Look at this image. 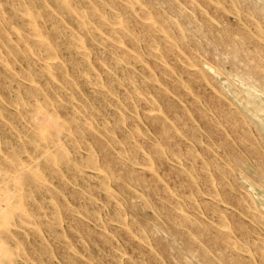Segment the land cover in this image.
<instances>
[{"label":"rangeland","instance_id":"rangeland-1","mask_svg":"<svg viewBox=\"0 0 264 264\" xmlns=\"http://www.w3.org/2000/svg\"><path fill=\"white\" fill-rule=\"evenodd\" d=\"M69 1L0 0V29H3L1 32L5 30L7 34L0 32V63H3L0 64V201L7 194L15 195L18 200L10 204L12 207L10 206L8 211L4 209L0 212V264H264V0ZM7 2L9 5H6ZM29 5H32V8ZM207 5H210V8ZM121 7L127 10L124 11ZM91 9L92 11H89ZM111 12L113 14L109 15ZM162 21L167 24L160 23ZM114 22L115 24H112ZM89 23L90 27L87 25ZM120 28L121 33L118 31ZM143 32H149L145 39ZM94 36L95 39L98 37V42ZM79 38L81 41H78ZM57 41L59 45L56 47ZM188 42H191L190 45ZM188 46L189 49H186ZM68 47L71 50L67 49ZM167 49H170V52ZM25 50L29 52L28 55ZM7 52L11 55L9 58ZM82 53H85V57ZM154 53H157L156 56ZM50 54L54 56L49 57ZM12 63H15V68ZM33 68L38 73H33ZM203 69L207 70L208 74L201 72ZM164 70L170 71L169 74L164 73ZM23 72L28 78L22 76ZM34 74L40 78H34ZM40 74L44 78H41ZM220 86L223 88L220 89ZM43 93L44 96L41 95ZM18 94L19 99L16 100ZM34 102L36 104L33 107ZM114 106H117L116 109ZM23 109L27 111L28 116ZM88 109L93 112L90 113ZM73 111L76 113L73 114ZM36 114L41 117L40 120ZM45 116L50 117V121ZM77 123L80 125L77 126ZM172 127L174 130H171ZM168 128L170 131L167 132ZM75 130L76 133L73 134ZM60 153L66 156L60 157ZM137 154L138 156L134 157ZM180 154L184 158H181ZM58 156L61 159L58 160ZM127 158L132 163H129ZM3 161H6V164ZM93 162L96 166H92ZM184 171L186 173H183ZM221 171L223 172L220 173ZM235 174L240 182H236ZM24 189L28 192L24 193ZM46 190L52 191L49 193ZM241 199L243 201L240 202ZM204 202L206 203L203 204ZM210 202L211 204H208ZM175 204L178 205L175 207ZM219 209L226 211L221 212ZM55 213H59L60 217ZM183 214L189 217H185L184 225H180L185 220ZM197 221L198 223H195ZM228 232L231 233L229 236ZM229 237L233 239L231 242ZM254 242L255 244H252ZM50 249L52 251H49ZM121 250H124V253ZM186 260L190 262L186 263Z\"/></svg>","mask_w":264,"mask_h":264},{"label":"bare ground","instance_id":"bare-ground-1","mask_svg":"<svg viewBox=\"0 0 264 264\" xmlns=\"http://www.w3.org/2000/svg\"><path fill=\"white\" fill-rule=\"evenodd\" d=\"M12 1H13V0H12ZM29 1H30V0H29ZM56 1H57V0H56ZM70 1H71V0H70ZM70 1H69V2H70ZM92 1H93V0H92ZM109 1H110V0H109ZM115 1H116V0H115ZM122 1H123V0H122ZM213 1H214V0H213ZM222 1H223V0H222ZM71 2H72V1H71ZM93 2H95V1H93ZM104 2H105V1H104ZM112 2H113V1H111V3H112ZM128 2H129V1H128ZM186 2H187V1H186ZM220 2H221V1H220ZM237 2H238V1H237ZM15 3H16V2H15ZM28 3H29V2H28ZM32 3H33V2H32ZM209 3H210V2H209ZM227 3H228V2H227ZM33 4H34V3H33ZM33 4H32V5H33ZM45 4H46V3H45ZM79 4H80V3H79ZM97 4H98V3H97ZM97 4H96V5H97ZM99 4H100V3H99ZM112 4H113V3H112ZM112 4H111V5H112ZM114 4H115V3H114ZM114 4H113V5H114ZM126 4H127V2H126ZM129 4H130V3H129ZM154 4H155V3H154ZM154 4H153V5H154ZM222 4H223V3H222ZM1 5L3 6V4H1ZM6 5H9L8 2H7ZM21 5H22V3L20 4V9H22V8H21ZM32 5H31V6H32ZM60 5H61V4H60ZM64 5H65V4H64ZM71 5H72V4H71ZM71 5H70V6H71ZM75 5H77V4H75ZM94 5H95V4H94ZM96 5H95V6H96ZM102 5H103V3H102ZM102 5H101V6H102ZM134 5H135V4H134ZM195 5H196V4H195ZM195 5H194V6H195ZM211 5H213V4H211ZM229 5H230V4H229ZM13 6H14V2H13ZM31 6L29 5V7H31ZM34 6H35V4H34ZM79 6H80V5H79ZM86 6H87V5H86ZM107 6H108V5H107ZM116 6H117V5H116ZM116 6H115V7H116ZM119 6H121V4H119ZM126 6H127V5H125V7H126ZM156 6H157V5H156ZM189 6H190V5H189ZM207 6H208V5H207ZM67 7H68V4H67ZM72 7H73V6H72ZM80 7H81V6H80ZM92 7H93V6H92ZM102 7H103V6H102ZM104 7H105V6H104ZM180 7H181V6H180ZM192 7H193V4H192ZM11 8H12V7H11ZM16 8H17V7H16ZM18 8H19V7H18ZM23 8H24V6H23ZM31 8H32V7H31ZM65 8H66V7H65ZM93 8H94V7H93ZM93 8H92V9H93ZM112 8H113V6H112ZM121 8H124V7H121ZM128 8H130V7H128ZM140 8H141V7H140ZM140 8H139V10H140ZM147 8H148V7H147ZM151 8H152V7H151ZM151 8H150V9H151ZM193 8H194V7H193ZM208 8H210V5L208 6ZM219 8H220V7H219ZM221 8H222V7H221ZM228 8H229V7H228ZM228 8H227V9H228ZM12 9H14V8H12ZM39 9H40V8H39ZM92 9L89 10V11H92ZM94 9H95V8H94ZM99 9H101V8H99ZM113 9H114V8H113ZM115 9H116V8H115ZM125 9L127 10V8H124V11H125ZM141 9H142V8H141ZM216 9H218V8H216ZM229 9H230V8H229ZM15 10H16V9H15ZM23 10L26 12L25 8H24ZM23 10H22V11H23ZM32 10H33V9H32ZM55 10H56V9H55ZM95 10H96V9H95ZM118 10H119V9H118ZM183 10L185 11V9H183ZM191 10H192V9H191ZM218 10H219V9H218ZM220 10H222V9H220ZM235 10H236V9H235ZM41 11H42V10H40V12H41ZM81 11H82V8H81ZM84 11H85V10H84ZM89 11H87V12H89ZM102 11H103V10H102ZM124 11H123V12H124ZM131 11H132V10H131ZM143 11H144V10H143ZM143 11H142V12H143ZM150 11H151V10H150ZM203 11H204V10H203ZM228 11H229V10H228ZM242 11H243V10H242ZM0 12H1V11H0ZM18 12H19V11H18ZM74 12H75V11H74ZM103 12H104V11H103ZM201 12H202V11H201ZM234 12H235V11H234ZM243 12H244V11H243ZM23 13H24V12H23ZM52 13H53V12H52ZM57 13H58V12H57ZM79 13H80V12H79ZM81 13H82V12H81ZM108 13H109V12H108ZM114 13H115V12H114ZM137 13L139 14V12H137ZM145 13H146V11H145ZM44 14H45V13H44ZM77 14H78V12H77ZM112 14H113V13L111 12V14H109V15H112ZM203 14H204V12H203ZM215 14H216V13H215ZM232 14H233V13H232ZM36 15H37V14H36ZM69 15H70V14H69ZM116 15H117V14H116ZM143 15H144V14H143ZM143 15H142V16H143ZM147 15H148V14H147ZM60 16H61V15H60ZM81 16H82V14H81ZM89 16H90V15H89ZM93 16H94V13H93ZM99 16H100V15H99ZM117 16H118V15H117ZM124 16H125V15H124ZM129 16H131V15L129 14ZM214 16H215V15H214ZM248 16H249V14H248ZM1 17H2V16H1ZM14 17H15V16H14ZM62 17H63V16H62ZM83 17H84V16H83ZM91 17H92V16H91ZM91 17H89V18H91ZM109 17H111V16H109ZM166 17H167V16H166ZM237 17H238V16H237ZM2 18H3V17H2ZM16 18H17V16H16ZM20 18H21V17H20ZM22 18H23V16H22ZM22 18H21L20 20H22ZM49 18H50V17H49ZM85 18H86V17H85ZM114 18H116V17H114ZM142 18H143V17H142ZM162 18H163V16H162ZM201 18H202V17H201ZM243 18H245V17H243ZM8 19H9V17H8ZM11 19H12V18H11ZM23 19H24V18H23ZM27 19H28V18H27ZM39 19H40V18H39ZM41 19H42V17H41ZM53 19H54V17H53ZM62 19H63V18H62ZM77 19H79V18H77ZM92 19H93V18H92ZM99 19H100V18H99ZM111 19H113V18H111ZM125 19H126V18H125ZM127 19H128V17H127ZM139 19H140V18H139ZM152 19H153V18H152ZM160 19H161V18H160ZM246 19H247V18H246ZM57 20H58V19H57ZM57 20H55V21L57 22ZM80 20H81V19H80ZM88 20H90V19H88ZM135 20H136V19H135ZM146 20H147V19H146ZM154 20H156V18H155ZM169 20H170V19H169ZM218 20H219V19H218ZM46 21H47V19H46ZM81 21H82V20H81ZM92 21H93V20H92ZM111 21H112V20H111ZM111 21H110V22H111ZM113 21H114V20H113ZM129 21H130V20H129ZM129 21H128V22H129ZM2 22H4V21L2 20ZM7 22H8V20H7ZM11 22H13V21H11ZM79 22H80V21H79ZM122 22H123V20H122ZM128 22H127V23H128ZM142 22H143V21H142ZM170 22H171V21H170ZM246 22H247V21H246ZM28 23H29V22H28ZM58 23H59V22H58ZM58 23H57V24H58ZM60 23H62V20L60 21ZM92 23H93V22H92ZM102 23H104L103 20H102ZM137 23H138V22H137ZM160 23H163V21L160 22ZM205 23H207V22H205ZM5 24L7 25V23H5ZM22 24H23V23H22ZM26 24H27V23H26ZM47 24H48V22H47ZM79 24H80V23H79ZM106 24H107V23H106ZM112 24H115V22L112 23ZM149 24H150V23H149ZM158 24H159V23H158ZM163 24H167L166 21H165ZM229 24H230V23H229ZM250 24H251V23H250ZM17 25H18V24H17ZM54 25H55V24H54ZM80 25H81V24H80ZM80 25H79V26H80ZM87 25H89V27H90V23L87 24ZM102 25H103V24H102ZM102 25H100V26H102ZM108 25H109V24H108ZM130 25H131V24H130ZM137 25H138V24H137ZM139 25H140V24H139ZM142 25H143V26H144V25L146 26V24H142ZM171 25H172V22H171ZM258 25H259V24H258ZM260 25H261V24H260ZM1 26H2V25H1ZM7 26H8V25H7ZM12 26H13V24L11 25V27H12ZM22 26H23V25H22ZM22 26H21V28H22ZM105 26H106V25L104 24V28H105ZM151 26H152V24H151ZM173 26H174V25H173ZM175 26H177V25L175 24ZM226 26H228V25H226ZM243 26H244V24H243ZM248 26H249V25H248ZM23 27H24V26H23ZM52 27H53V26H52ZM97 27H98V25H97ZM122 27H123V26H122ZM127 27H128V25H127ZM153 27H155V26L153 25ZM199 27H201V26H199ZM228 27H229V26H228ZM230 27H231V26H230ZM249 27H250V26H249ZM255 27H256V21H255ZM2 28H3V27H2ZM17 28H18V27H17ZM56 28H57V26H56ZM100 28H101V27H100ZM100 28H99V29H100ZM124 28H125V27H124ZM225 28H226V27H225ZM256 28H257V27H256ZM256 28H254V29H256ZM18 29H19V28H18ZM33 29H34V27H33ZM58 29H59V28H58ZM58 29H56V30H58ZM62 29H63V28H62ZM79 29H81V27L78 28V30H79ZM82 29H83V28H82ZM99 29H98V30H99ZM101 29H102V28H101ZM101 29H100V30H101ZM129 29H130V28H129ZM133 29H134V28H133ZM152 29H154V28H152ZM157 29H158V28H157ZM168 29H170V28H168ZM182 29H183V27H182ZM185 29H186V28H185ZM1 30H3V29H0V32H1ZM8 30H9V29H8ZM11 30H12V29H11ZM20 30H22V29H20ZM50 30H51V28H50ZM71 30H72V28H71ZM84 30H85V29H84ZM111 30H112V29H111ZM126 30H127V29H126ZM131 30H132V29H130V31H131ZM134 30H135V29H134ZM150 30H151V29L149 28V31H150ZM154 30H155V29H154ZM202 30H203V29H202ZM226 30H227V28H226ZM58 31H59V30H58ZM64 31H65V29H64ZM72 31H73V30H72ZM93 31H94V28H93ZM95 31H96V30H95ZM116 31H117V30H116ZM118 31H119V33H121L122 29L120 28V30H118ZM118 31H117V32H118ZM123 31H124V30H123ZM127 31H128V30H127ZM135 31H136V30H135ZM159 31H161V30H159ZM165 31H166V30H165ZM167 31H168V30H167ZM222 31H223V30H222ZM256 31L258 32L257 29H256ZM262 31H263V30H262ZM262 31H261V32H262ZM3 32H5V30H4ZM3 32H1V33H3ZM10 32H11V31H10ZM10 32H9V33H10ZM38 32H39V30H38ZM55 32H57V31H55ZM80 32H81V31H79V33H80ZM82 32H83V31H82ZM105 32H107V31L105 30ZM105 32H104V33H105ZM110 32H111V31H110ZM133 32H134V31H133ZM152 32H153V31H152ZM154 32H155V31H154ZM187 32H188V31H187ZM187 32H186V33H187ZM196 32H197V31H196ZM253 32H254V31H253ZM263 32H264V31H263ZM13 33H14V31H13ZM35 33H36V32H35ZM35 33H34V34H35ZM131 33H132V31H131ZM137 33H138V32H137ZM140 33H141V32H140ZM162 33H163V32H162ZM180 33H181V32H180ZM199 33H200V32H199ZM222 33L224 34L225 32H222ZM243 33H244V31H243ZM3 34H4V33H3ZM28 34H30V33L28 32ZM42 34H43V33H42ZM49 34H50V32H49ZM105 34H106V33H105ZM143 34H145V33L143 32ZM157 34H158V33H157ZM188 34H189V33H188ZM197 34H198V33H197ZM218 34H219V33H218ZM226 34H228V33H226ZM226 34H225V35H226ZM237 34H238V32H237ZM248 34L250 35L249 32H248ZM248 34H247V35H248ZM4 35H7L6 32H5ZM31 35H32V34H31ZM36 35H37V33H36ZM43 35H44V34H43ZM92 35H93V34H92ZM107 35H109V34H107ZM131 35H132V34H131ZM147 35H149V32L145 34L144 39H145V37H146ZM256 35H257V34H256ZM21 36H22V34H21ZM34 36H35V35H34ZM44 36H46V35H44ZM65 36H66V34H65ZM71 36H72V35H71ZM76 36H78V35H76ZM126 36H127V38H128V35H126ZM126 36H125V37H126ZM133 36H134V35H133ZM140 36H141V35H140ZM142 36H143V35H142ZM167 36H168V35H167ZM172 36H173V35H172ZM172 36H170V38H172ZM181 36H183V35H181ZM263 36H264V35H263ZM263 36H262V37H263ZM23 37H24V36H23ZM47 37H48V36H47ZM116 37H117V36H116ZM122 37H124V33H123ZM134 37H135V36H134ZM164 37H165V36H164ZM176 37H177V36H176ZM179 37H180V36H179ZM228 37H229V36H228ZM228 37H227V38H228ZM240 37H241V35H240ZM259 37H260V32H259ZM74 38H75V37H74ZM76 38H77V37H76ZM97 38H98V37H97ZM97 38H96V39H97ZM101 38L103 39V37H101ZM109 38H110V37H109ZM138 38H139V37H138ZM138 38H137V39H138ZM177 38H178V37H177ZM181 38L184 39V37H181ZM181 38H180V39H181ZM189 38H190V36H189ZM232 38H234V37H232ZM235 38H236V37H235ZM7 39H8V37H7ZM28 39H29V38H27V40H28ZM46 39H47V38H46ZM94 39H95V36H94ZM96 39H95V41H97ZM123 39H125V38H123ZM130 39H131V38H130ZM165 39H166V37H165ZM174 39H175V38H173V40H174ZM244 39H245V41L247 42V40H246V36H245ZM1 40H3V39H1ZM22 40H23V39H20V41H22ZM25 40H26V37H25ZM83 40H84V39H83ZM85 40H86V39H85ZM119 40H120V39H119ZM162 40H163V39H162ZM178 40H179V38H178ZM229 40H230V39H229ZM252 40H253V39H252ZM263 40H264V39H263ZM3 41H4V40H3ZM69 41H71V40H69ZM78 41H81L80 38L78 39ZM107 41H108V40H107ZM113 41H114V40H113ZM123 41H124V40H123ZM133 41H134V40H133ZM133 41H132V42H133ZM152 41H153V40H152ZM179 41H180V40H179ZM179 41H178V42H179ZM249 41H250V40H249ZM15 42H16V41H15ZM17 42H18V41H17ZM38 42H39V41H38ZM42 42H44V41H42ZM52 42H53V41H52ZM74 42H75V41H74ZM97 42H98V41H97ZM102 42H103V41H101V43H102ZM119 42H120V41H119ZM132 42H131V43H132ZM141 42H142V40H141ZM172 42H173V41H172ZM172 42H171V43H172ZM178 42H177V43H178ZM193 42H194V41H193ZM231 42H233V41H231ZM0 43H1V42H0ZM22 43H23V42H22ZM29 43H30V42L28 41V45H29ZM39 43H40V42H39ZM55 43H56V42H55ZM71 43H72V42H71ZM101 43H99V44H101ZM116 43H118V42L116 41ZM145 43H146V42H145ZM153 43H154V42H153ZM168 43H169V42H168ZM173 43H174V42H173ZM188 43H189V42H188ZM190 43H191V42H190ZM190 43H189V45H190ZM7 44H8V43H7ZM18 44H19V42H18ZM26 44H27V41H26ZM33 44H34V43H33ZM53 44H54V43H53ZM78 44H79V43H78ZM78 44H76V45L78 46ZM85 44H86V42H85ZM136 44H137V43H136ZM155 44L157 45L156 42H155ZM155 44H154V45H155ZM159 44H160V41H159ZM174 44H176V43H174ZM180 44H181V43H180ZM184 44H186V43H184ZM41 45H42V43H41ZM58 45H59V44H58V41H57V45H55V46L57 47ZM70 45H71V44H70ZM73 45H74V43H73ZM101 45H102V44H101ZM103 45H104V44H103ZM149 45H150V44H149ZM149 45H148V46H149ZM156 45H155V47H156ZM160 45H161V44H160ZM166 45H167V43H166ZM243 45H245V44H243ZM243 45H242V47H243ZM249 45H250V44H249ZM30 46H31V45H30ZM34 46H35V44H34ZM45 46H46V45H45ZM71 46H72V45H71ZM171 46H172V45H171ZM181 46H182V45H181ZM235 46H237V45L235 44ZM6 47H7V46H6ZM17 47H18V46H17ZM36 47H37V46H36ZM42 47H43V46H42ZM42 47H41V48H42ZM47 47H49V46H47ZM69 47H70V46H69ZM69 47H68L67 49H69ZM115 47H116V46H115ZM137 47H138V44H137ZM139 47H140V46H139ZM139 47H138V48H139ZM172 47H173V46H172ZM189 47H190V46H188V48H186V49H189ZM233 47H234V46H232V49H233ZM237 47H238V46H237ZM242 47H241V48H242ZM7 48H8V47H7ZM9 48H10V47H9ZM9 48H8V49H9ZM24 48H25V47H24ZM24 48H22V49H24ZM26 48H27V47H26ZM32 48H33V47H32ZM111 48H112V47H111ZM119 48H120V47H119ZM119 48H118V49H119ZM133 48H136V47H133ZM138 48H136V50H137ZM160 48H161V46H160ZM176 48H177V47H176ZM196 48H198V47H197V44H196ZM229 48H230V47H229ZM10 49H11V48H10ZM33 49H34V48H33ZM48 49H49V48H48ZM55 49H56V48H55ZM58 49H59V48H58ZM90 49H91V47H90ZM144 49H145V48H144ZM161 49H162V48H161ZM227 49H228V48H227ZM242 49H243V48H242ZM15 50H16V49H15ZM44 50H45V48H44ZM69 50H71V49H69ZM91 50H92V49H91ZM165 50H166V46H165ZM167 50H168V49H167ZM169 50H170V49H169ZM169 50H168V51H169ZM171 50H172V49H171ZM182 50H183V52H184V49H183V48H182ZM235 50H236V49H235ZM255 50H256V49H255ZM6 51H8V50H6ZM10 51H11V50H10ZM35 51H36V50H35ZM57 51H59V50H57ZM137 51H139V50H137ZM140 51H141V50H140ZM140 51H139V52H140ZM197 51H198V49H197ZM204 51H205V50H204ZM204 51H203V52H204ZM239 51H240V50H239ZM249 51H250V50H249ZM249 51H248V54H249ZM8 52H9V51H8ZM8 52H7V54H8ZM25 52L27 53L26 50H25ZM25 52L23 51L24 54H25ZM46 52H47V51H46ZM48 52H49V50H48ZM53 52H54V51H53ZM106 52H107V51H106ZM111 52H112V50H111ZM127 52H128V51H126V53H127ZM135 52H136V51H135ZM146 52H147V51H146ZM161 52H162V51H161ZM169 52H170V51H169ZM242 52H244V51L242 50ZM14 53H15V52H14ZM14 53H13V54H14ZM28 53H29V52H28ZM28 53H27V55H28ZM34 53H35V52H34ZM43 53H44V52H43ZM80 53H81V52H80ZM101 53H102V52H101ZM180 53H181V52H180ZM205 53H206V52H205ZM255 53L258 54V52H255ZM261 53H263L262 50H261ZM36 54H37V53H36ZM39 54H40V53H39ZM51 54H52V53H51ZM51 54L49 55V57H50V56L53 57V56L55 55V53H54L53 56H52ZM77 54H79V53H77ZM82 54L84 55L83 57H85V53H82ZM82 54H80V55L82 56ZM154 54H155V56H156L157 53H154ZM173 54H174V53H173ZM191 54H192V51H191ZM251 54H252V53H251ZM263 54H264V53H263ZM8 55H9V54H8ZM103 55H104V54H103ZM103 55H102V57H103ZM124 55H126V54L124 53ZM124 55H123V56H124ZM141 55H142V53H141ZM141 55H140V56H141ZM151 55L153 56L152 52H151ZM10 56H11V55H9L8 58H9ZM14 56H15V55H14ZM17 56H18V55H17ZM17 56H16V57H17ZM40 56H41V55H40ZM47 56H48V54H47ZM71 56H73V55H71ZM115 56H116V55H115ZM135 56H136V55H135ZM135 56H132V57L135 58ZM143 56H144V55H143ZM146 56H147V55H146ZM152 56H151V57H152ZM157 56H158V55H157ZM175 56H176V55H175ZM247 56H248V55H247ZM247 56H246V58H247ZM1 57H2V56H1ZM16 57H14V59H15ZM43 57H45V56H43ZM49 57H48V58H49ZM65 57H66V56H65ZM95 57H96V56H95ZM118 57H119V56H118ZM127 57H129L128 54H127ZM141 57H142V56H141ZM206 57H207V56H206ZM125 58H126V57H125ZM134 58H133V60L135 61V59H136L137 57H136L135 59H134ZM143 58H144V57H143ZM149 58H150V57H149ZM156 58H157V57H156ZM185 58H186V57H185ZM1 59L3 60V57H2ZM63 59H64V58H63ZM65 59H66V58H65ZM127 59H128V58H127ZM127 59H126L125 63L127 62ZM158 59H159V58H158ZM160 59H161V57H160ZM186 59H187V58H186ZM194 59H195V58H194ZM196 59H197V58H196ZM226 59H227V58H226ZM226 59H225V61H226ZM27 60H28V58H27ZM84 60H85V62H86V59H84ZM96 60H97V58H96ZM102 60H103V59H102ZM116 60H117V59H116ZM116 60H114V61H116ZM123 60H124V58H123ZM162 60H163V59H162ZM165 60H166V58H165ZM191 60H193V58H192ZM227 60H228V59H227ZM255 60H256V59H255ZM42 61H44V60H42ZM82 61H83V60H82ZM87 61H88V60H87ZM111 61H112V60H111ZM128 61H129V60H128ZM146 61H147V60H146ZM163 61H164V60H163ZM182 61H183V60H182ZM185 61H186V60H185ZM200 61H201V59H200ZM259 61H260V60H259ZM259 61H258V63H259ZM14 62L16 63L15 60H14ZM65 62H66V61H65ZM85 62H84V63H85ZM104 62H106V61H104ZM138 62H139V60H138ZM161 62H162V61H161ZM178 62H180V61H178ZM251 62H252V61H251ZM262 62H263V61H262ZM15 63H14V64H15ZM29 63H30V62H29ZM55 63H56V61H55ZM88 63H89V62H88ZM117 63H118V62H117ZM174 63H175V61H174ZM194 63H196V62L194 61ZM242 63H243V62H242ZM253 63H254V62H253ZM0 64H1V63H0ZM12 64H13V63H12ZM14 64H13V68H15V67H14V66H15ZM33 64L35 65V62H33ZM51 64H52V63H51ZM51 64H50V65H51ZM100 64H101V63H100ZM165 64H166V61H165ZM249 64H250V63H249ZM1 65H3V63H2ZM79 65H80V64H79ZM115 65H116V64H115ZM117 65H119V64H117ZM120 65H121V64H120ZM155 65H157V64H155ZM176 65H177V63H176ZM189 65H190V64H189ZM195 65H196V64H195ZM198 65H199V64L197 63V67H198ZM261 65H263V64L261 63ZM27 66H28V65H27ZM35 66H36V65H35ZM80 66H81V65H80ZM134 66H135V65H134ZM134 66H133V67H134ZM186 66H188V65H186ZM193 66H194V65H193ZM205 66H206V65H205ZM205 66L203 65V67H205ZM21 67H22V66H21ZM43 67H44V66H43ZM53 67H54V66H53ZM116 67H117V66H115V69H116ZM171 67H172V66H171ZM171 67H170V68H171ZM183 67H184V66H183ZM206 67H207V66H206ZM248 67H249V66H248ZM262 67H263V66H262ZM5 68H6V66H5ZM35 68H36V67H35ZM41 68H42V66L40 67V69H41ZM62 68H63V66H62ZM173 68H174V67H173ZM246 68H247V67H246ZM263 68H264V67H263ZM33 69H34V68H33ZM125 69H126V68H125ZM168 69H169V68H168ZM171 69H172V68H171ZM27 70H28V69H27ZM34 70H35V71H33V73H38V72H36V69H34ZM78 70H79V66H78ZM174 70H175V68H174ZM260 70H261V69H260ZM31 71H32V70H31ZM42 71H45V70L42 69ZM87 71H88V69H87ZM116 71H117V70H116ZM198 71H199V70H198ZM204 71H205V69H203V71H201V72L204 73ZM7 72H8V71H7ZM21 72H22V71H21ZM27 72H28V71H27ZM84 72H85V71H84ZM89 72H90V71H89ZM89 72H87V73H89ZM169 72H170V71H169ZM169 72H165V70H164V73H168V74H169ZM206 72H207V74H208V71H207V70L205 71V73H206ZM220 72H221V71H220ZM16 73H18V71H16ZM24 73H25V72H23V75H22V76H24ZM39 73H40V72H39ZM123 73H124V72H123ZM193 73H194V72H193ZM205 73H204V74H205ZM42 74H43V72H42ZM42 74H40V75L42 76ZM79 74H80V72H79ZM84 74H85V73H84ZM90 74H91V73H90ZM172 74H174V73H172ZM178 74H179V73H178ZM180 74H181V73H180ZM195 74H197L196 71H195ZM199 74H200V73H199ZM34 75H35L34 78H37V77L40 78L39 76H37V74H34ZM43 75H44V74H43ZM71 75L73 76V74H71ZM76 75H77V74H76ZM134 75H135V74H134ZM163 75H164V74H163ZM166 75H167V74H166ZM36 76H37V77H36ZM72 76H71V77H72ZM150 76H151V75H150ZM150 76H149V78H150ZM169 76H171V74H170ZM173 76H174V75H173ZM175 76H176V74H175ZM182 76H183V75H182ZM206 76H207V75H206ZM225 76H226V75H225ZM15 77H16V76H15ZM24 77H25V76H24ZM94 77L96 78V76H94ZM98 77H99V76H98ZM130 77H131V76H130V74H129V75H128V79H130ZM159 77H160V76H159ZM176 77H177V76H176ZM188 77H190V76H188ZM192 77H193V76H192ZM201 77L203 78V76H200V78H201ZM25 78H28V77L26 76ZM25 78H23V79H25ZM29 78H30V77H29ZM38 78H37V79H38ZM41 78H44V77L42 76ZM56 78H57V76H56ZM62 78H65V77L62 76ZM79 78H80V77H79ZM177 78H178V77H177ZM65 79H66V78H65ZM65 79H64V80H65ZM74 79H75V77H74ZM77 79H78V78H77ZM81 79H83V78H81ZM97 79L99 80V78H97ZM124 79H125V77H124ZM171 79H172V78H171ZM194 79H195V78H194ZM197 79H198V78H197ZM197 79H196V80H197ZM203 79H204V78H203ZM26 80L28 81V79H26ZM26 80H25V81H26ZM34 80H35V79H34ZM57 80H58V79H57ZM135 80H136V78H135ZM150 80H151V78H150ZM165 80H166V79H165ZM200 80H201V79H200ZM200 80H199V81H200ZM99 81H100V80H99ZM155 81H156V80H155ZM179 81H180V80H179ZM211 81H212V79H211ZM72 82H73V81H72ZM72 82H71V83H72ZM100 82H101V81H100ZM180 82H181V81H180ZM182 82H183V81H182ZM14 83H15V82H14ZM37 83H39V82H37ZM45 83H47V82H45ZM53 83H54V82H53ZM177 83H178V80H177ZM185 83H186V82H185ZM212 83H213V82H212ZM212 83H211V84H212ZM88 84H90V83H88ZM102 84H103V83H102ZM113 84H114V83H112V85H113ZM135 84H137V83H135ZM190 84H191V83H190ZM19 85H21V84L19 83ZM19 85H17V86H18V90H19V88H20ZM44 85H45V84H44ZM49 85H50V84H49ZM62 85H63V84H62ZM98 85H99V84H98ZM119 85H120V83H119ZM137 85H138V84H137ZM137 85H135V86H137ZM165 85H166V84H165ZM181 85H183V84H181ZM188 85H189V84H188ZM47 86H48V85H47ZM113 86H114V85H113ZM113 86H112V87H113ZM121 86H123V85H121ZM121 86H120V87H121ZM177 86H178V85H177ZM186 86H187V85H186ZM186 86H185V87H186ZM22 87H23V86H22ZM37 87H39V86H37ZM48 87H49V86H48ZM105 87L108 88V86H105ZM110 87H111V85H110ZM124 87H125V86H124ZM166 87H167V86H166ZM178 87H179V86H178ZM221 87H222V86H220V89H221ZM28 88H29V87H28ZM31 88H32V87H31ZM33 88H34V87H33ZM35 88H36V87H35ZM39 88H40V87H39ZM43 88H44V87H43ZM46 88H47V87H46ZM114 88H115V87H114ZM114 88H113V89H114ZM167 88H168V87H167ZM222 88H223V87H222ZM47 89H48V88H47ZM113 89H111V90H113ZM178 89H179V88H178ZM9 90H10V89H9ZM16 90H17V89H16ZM28 90H29V89H28ZM33 90H34V89H33ZM40 90H41V89H40ZM133 90L135 91V89H133ZM176 90H177V89H176ZM222 90H223V89H222ZM30 91H31V90H30ZM56 91H57V90H56ZM92 91H93V90H92ZM114 91H115V90H114ZM145 91H146V90H145ZM147 91H150V90H147ZM166 91H167V90H166ZM179 91H180V90H179ZM199 91H200V90H199ZM17 92H18V91H17ZM25 92H26V90H25ZM34 92H35V91H34ZM193 92H194V91H193ZM220 92H221V91H220ZM19 93H20V92H19ZM39 93H40V92H39ZM45 93H46V92H45ZM112 93H113V92H112ZM115 93H116V92H115ZM167 93H168V92H167ZM28 94L30 95V92H28ZM37 94H38V93H37ZM37 94H36V97L38 98ZM47 94H48V93H47ZM49 94H50V93H49ZM105 94H106V92H105ZM149 94H150V93H149ZM195 94H196V93H195ZM24 95H25V93H24ZM31 95H32V94H31ZM41 95L44 96V93L41 94ZM60 95H61V94H60ZM69 95H70V94H69ZM86 95H87V94H86ZM98 95H101V94H98ZM150 95H151V94H150ZM150 95H149V96H150ZM198 95H199V94H198ZM236 95H237V94H236ZM43 96H42V97H43ZM48 96H49V95H48ZM102 96H103V95H102ZM129 96H130V95H128V98H129ZM144 96H145V95H144ZM181 96H182V95H181ZM181 96H180V97H181ZM210 96H211V95H210ZM17 97H18V98H17ZM17 97H16V100L19 99V94H18ZM39 97H40V96H39ZM126 97H127V96H126ZM126 97H125V98H126ZM134 97H135V95H134ZM136 97H137V96H136ZM180 97H179V99H180ZM20 98H21V97H20ZM33 98H34V96H33ZM52 98L54 99L55 97H52ZM52 98H51V99H52ZM128 98H126V99H128ZM142 98H143V97H142ZM21 99H22V98H21ZM27 99H28V98H27ZM137 99H138V98H137ZM143 99H144V98H143ZM182 99H183V98H182ZM182 99H181V100H182ZM228 99H229V97H228ZM10 100H11V99H10ZM13 100H14V99H13ZM25 100H26V99H25ZM56 100H57V99H56ZM68 100H69V99H68ZM44 101H46V100H45V97H44ZM146 101H147V100H146ZM146 101H145V102H146ZM4 102H6V100H5ZM35 102H36V101H35ZM35 102H34V104H32V106L36 104ZM41 102H42V100H41ZM52 102H53V101H52ZM54 102H55V101H54ZM152 102H155V101L152 100ZM196 102H197V101H196ZM21 103H22V102H21ZM28 103H29V102H28ZM42 103H43V102H42ZM47 103H49V100H47ZM60 103H62V102H60ZM67 103H68V102H67ZM70 103H71V102H70ZM93 103H94V102H93ZM190 103H192V102H190ZM190 103H189V104H190ZM16 104H17V103H16ZM22 104H23V103H22ZM22 104H21V106H22ZM29 104H30V103H29ZM57 104H58V103H57ZM137 104H138V102H137ZM13 105H15V103H14ZM30 105H31V104H30ZM60 105H61V107H62V104H60ZM85 105H86V104H85ZM115 105H117V104H115ZM155 105H156V103H155ZM233 105H234V102H233ZM9 106H11V104H10ZM23 106H24V105H23ZM32 106H31V108H32ZM45 106H46V105H45ZM49 106H50V105H49ZM51 106H52V105H51ZM63 106H64V105H63ZM86 106H87V105H86ZM149 106H150V105H149ZM152 106L154 107V105H152ZM157 106H158V105H157ZM230 106H231V105H230ZM230 106H229V107H230ZM11 107H12V106H11ZM33 107H34V106H33ZM46 107H47V106H46ZM56 107H57V105H56ZM114 107H115V106H114ZM116 107H117V106H116ZM116 107H115V109H116ZM127 107H128V106H127ZM150 107H151V106H150ZM207 107H208V106H207ZM237 107H238V106H237ZM24 108H25V107H24ZM29 108H30V106H29ZM88 108H89V107H88ZM94 108H95V106H94ZM133 108H134V107H133ZM157 108H158V107H156V109H157ZM35 109H36V108H35ZM40 109H42V108H40ZM83 109H84V108H83ZM95 109L97 110V108H95ZM183 109H184V107H183ZM208 109H209V108H208ZM16 110H17V109H16ZM23 110H24V109H23ZM23 110H22V111H23ZM52 110H53V109H52ZM134 110H135V108H134ZM149 110H150V109H149ZM152 110H153V109H152ZM236 110H237V109H236ZM236 110H234V111L236 112ZM24 111L26 112V113H25L26 116H28L29 114L27 115V111H26V110H24ZM34 111H35V110H34ZM41 111H42V110H41ZM88 111H89V112L91 111L90 113L93 112L92 109H91V110L88 109ZM98 111H99V109H98ZM156 111H158V110H156ZM162 111H163V110H162ZM234 111H233V113H234ZM238 111H239V110H238ZM32 112H33V110H32ZM99 112H100V111H99ZM135 112H136V111H135ZM158 112H159V111H158ZM199 112H200V110H199ZM201 112H202V111H201ZM51 113L54 114L53 112H51ZM72 113L74 114V113H76V111H75V112L73 111ZM184 113H185V112H184ZM202 113H203V112H202ZM239 113H240V112H239ZM239 113H237V114H239ZM23 114H24V113H23ZM30 114H31V112H30ZM41 114H43V113H41ZM77 114H78V113H77ZM108 114H109V113H108ZM115 114H116V113H115ZM135 114H136V113H135ZM203 114H205V113H203ZM230 114H231V113H230ZM242 114H243V113H242ZM43 115H44V114H43ZM75 115H76V114H75ZM101 115H102V114H101ZM101 115H99V116H101ZM206 115H207V113H206ZM215 115H216V114H215ZM36 116H37V114H36ZM36 116H35V119L38 117V116H37V117H36ZM40 116H41V115H40ZM50 116H51V114H50ZM84 116H85V115H84ZM102 116H103V115H102ZM104 116H105V115H104ZM104 116H103V117H104ZM189 116H190V115H189ZM232 116H234V114H233ZM45 117H46V116H45ZM72 117H73V115H72ZM112 117L115 118V116H112ZM227 117H229V116H227ZM235 117H236V115H235ZM235 117H234V118H235ZM244 117H245V114H244ZM7 118H8V117H7ZM29 118H31L30 121H32V117L29 116ZM46 118H48V120H49L50 117H46ZM46 118H44V120H45ZM62 118H63V117H62ZM88 118H89V117H87V119H88ZM190 118H191V117H190ZM210 118H211V117H210ZM4 119H5V118H4ZM25 119H26V118H25ZM40 119H41V117H40V118L38 117V120H40ZM91 119H92V118H91ZM120 119H121V117H120ZM178 119H181V118H178ZM221 119H222V118H221ZM237 119H238V117H237ZM247 119H248V118H246V120H247ZM5 120H7V119H5ZM121 120H122V119H121ZM129 120H130V119H129ZM133 120H135V119L133 118ZM156 120H157V119H156ZM156 120H155V121H156ZM25 121H26V120H25ZM35 121H36V120H35ZM45 121H47V119H46ZM49 121H50V120H49ZM73 121H74V120H73ZM80 121H81V119H80ZM85 121H86V120H85ZM181 121H182V119H181ZM215 121H218V120H215ZM243 121H245V120H243ZM249 121H250V120H249ZM8 122H9V121H8ZM10 122H11V121H10ZM33 122H34V121H33ZM33 122H32V124H33ZM47 122H48V121H47ZM156 122H157V121H156ZM233 122H235V121L233 120ZM239 122H240V121H239ZM12 123H13V121H12ZM48 123H49V122H48ZM75 123H76V121H75ZM86 123H87V121H86ZM113 123H114V122H113ZM215 123H216V122H215ZM217 123H218V122H217ZM235 123H236V122H235ZM243 123H244V122H243ZM251 123H252V122L250 121V124H251ZM7 124H8V123H7ZM34 124H35V123H34ZM71 124H72V123H71ZM77 124H78L77 126L80 125L79 123H77ZM106 124H107V123H106ZM114 124H115V123H114ZM9 125H10V124H9ZM35 125H36V124H35ZM64 125H65V124H64ZM117 125H119V124H117ZM136 125H137V124L135 123V127H136ZM175 125H177V124H175ZM219 125H220V123H219ZM225 125H226V124H225ZM166 126H167V125H166ZM22 127H23V126H22ZM33 127H34V126H33ZM103 127H104V126H103ZM131 127H133V126L131 125ZM163 127H164V126H163ZM197 127H198V126H197ZM248 127H249V126H248ZM63 128H64V127H63ZM80 128H81V127H80ZM110 128H111V127H110ZM110 128H109V129H110ZM114 128H115V127H114ZM173 128H174V127H172L171 130H174ZM190 128H191V127H190ZM64 129H65V128H64ZM75 129H76V128H75ZM87 129H88V128H87ZM118 129H119V128H118ZM13 130H14V129H13ZM45 130H46V129H45ZM96 130L98 131V128H97ZM111 130H112V129H111ZM111 130H110V131H111ZM168 130H169V128L167 129V132H168ZM191 130H192V129H191ZM9 131H10V130H9ZM14 131H15V130H14ZM86 131H87V130H86ZM169 131H170V130H169ZM196 131H197V130H196ZM236 131H237V130H236ZM248 131H249V128H248ZM17 132H19V131H17ZM21 132H22V131H21ZM68 132H69V131H68ZM87 132H88V131H87ZM92 132H93V131H92ZM132 132H134V131H132ZM148 132H149V131H148ZM148 132H146V135H147ZM180 132H181V131H180ZM197 132H198V131H197ZM19 133H20V132H19ZM74 133H76V130L73 131V134H74ZM84 133H85V132H84ZM192 133H193V131H192ZM37 134H38V133H37ZM37 134H36V136H37ZM51 134H52V133H51ZM85 134H86V133H85ZM99 134H100V131H99ZM112 134H113V133H112ZM129 134H130V133H129ZM129 134H127V135H129ZM133 134H134V133H133ZM183 134H184V132H183ZM39 135H40V134H39ZM55 135H57V134H55ZM113 135H114V134H113ZM139 135H140V134H139ZM143 135H144V134H143ZM184 135H185V134H184ZM184 135H183V136H184ZM130 136H131V134H130ZM140 136H141V135H140ZM140 136H139V138H140ZM28 137H29V136H28ZM40 137H41V136H40ZM47 137H48V136H47ZM53 137H54V135H53ZM57 137H58V136H57ZM65 137H66V136H65ZM68 137H69V136H68ZM83 137H84V134H83ZM128 137H129V136H128ZM131 137H132V136H131ZM146 137H148V136H146ZM149 137H150V136H149ZM191 137H192V136H191ZM193 137H194V136H193ZM33 138H34V137H33ZM49 138H50V137H48V139H49ZM54 138H55V137H54ZM150 138H151V137H150ZM189 138H190V137H189ZM189 138H188V140H189ZM55 139H56V138H55ZM132 139H133V138H132ZM171 139H172V138H171ZM173 139H174V137H173ZM190 139H191V138H190ZM49 140H50V139H49ZM70 140H71V139H70ZM85 140H86V138H85ZM160 140H161V137H160ZM174 140H175V139H174ZM6 141H7V140H6ZM34 141H35V140H34ZM39 141H40V140H39ZM66 141H67V140H66ZM73 141H75V140H73ZM88 141H89V140H88ZM119 141H120V140H119ZM136 141H138V140L136 139ZM151 141H152V140H151ZM35 142H37V141H35ZM41 142H42V139H41ZM47 142H49V141H47ZM160 142H161V141H160ZM199 142H200V141H199ZM254 142H256V141H254ZM38 143H40V142H38ZM38 143H37V144H38ZM51 143H52V142H51ZM54 143H55V142H54ZM72 143H73V142H72ZM156 143H158V141H157ZM11 144H12V143H11ZM25 144H27V143H25ZM42 144H43V142H42ZM52 144H53V143H52ZM56 144H57V143H56ZM56 144H54V145H56ZM67 144H68V143H67ZM74 144H76V142H74ZM135 144H136V143H135ZM242 144H243V143H242ZM31 145H32V144H31ZM57 145H59V144H57ZM108 145H110V144H108ZM141 145H142V143H141ZM6 146H7V144H6ZM43 146H44V145H43ZM143 146H144V145H143ZM143 146H142V147H143ZM256 146H257V145H256ZM34 147H35V146H34ZM52 147H53V145L51 146V148H52ZM109 147H110V146H109ZM137 147H138V146H137ZM144 147H145V146H144ZM152 147H153V146H152ZM155 147H156V146H155ZM208 147H209V146H208ZM12 148H13V147H12ZM12 148H11V150H12ZM14 148H15V147H14ZM21 148L23 149V147H21ZM21 148H20V149H21ZM36 148H37V147H36ZM157 148H158V147H157ZM161 148H162V147H161ZM164 148H165V147H164ZM179 148H180V147H179ZM189 148H190V147H189ZM194 148H195V147H194ZM194 148L192 147V149H194ZM78 149H79V148H78ZM137 149H138V148H137ZM139 149H140V147H139ZM173 149H174V148H173ZM190 149H191V148H190ZM24 150H25V148H24ZM37 150H38V149H37ZM85 150H87V149H85ZM129 150H130V149H129ZM77 151H78V150H77ZM89 151H90V150H89ZM118 151H119V150H118ZM123 151H124V150H123ZM167 151H168V153H169V150H167ZM171 151H172V149H171ZM171 151H170V152H171ZM179 151H180V150H179ZM194 151H195V150H194ZM194 151H193V152H194ZM19 152H20V151H19ZM23 152H24V151H23ZM23 152H22V154H23ZM28 152H29V151H28ZM85 152H87V151H85ZM130 152H131V150H130ZM172 152H174V151H172ZM7 153H8V152H7ZM17 153H18V152H17ZM37 153H38V152H37ZM40 153H41V152H40ZM88 153H89V152H88ZM119 153H121V152H119ZM123 153L125 154V152H123ZM160 153H161V151H160ZM160 153H157V154L159 155ZM180 153H181V152H180ZM187 153H188V152H187ZM187 153H186V154H187ZM20 154H21V153H20ZM20 154H17L18 157L20 156ZM22 154H21V155H22ZM58 154H59V153H58ZM134 154H135V151H134ZM143 154H144V153H143ZM169 154H170V153H169ZM175 154H176V153H175ZM196 154H197V153H196ZM6 155H7V154H6ZM13 155H14V154H13ZM43 155H44V154H43ZM60 155H62V156H60V157H63L65 154L60 153ZM80 155H81V154H80ZM120 155H121V154H120ZM150 155H151V154H150ZM160 155H162V153H161ZM164 155H165V154H164V152H163V156H164ZM171 155H172L173 157H175V156H174V153H172ZM8 156H10V155L8 154ZM32 156L34 157V154H33ZM65 156H66V155H65ZM124 156H125V155H124ZM124 156H123V158H124ZM133 156H134V155H133ZM136 156H138V154L135 155L134 157H136ZM154 156H155V155H154ZM179 156H181V154H180ZM187 156H188V155H187ZM226 156H227V155H226ZM12 157H14V156H12ZM18 157H16V158H18ZM40 157H41V156H40ZM40 157H39V158H40ZM60 157L58 156V160H59ZM150 157H152V156H150ZM164 157H165V156H164ZM202 157H203V156H202ZM50 158H52V157H50ZM70 158H71V157H70ZM81 158H82V157H81ZM81 158H80V159H81ZM86 158H87V157H86ZM86 158H85V160L87 161L88 158H87V159H86ZM177 158H178V157H177ZM181 158H184V156H183V157L181 156ZM10 159H11V157H10ZM27 159H28V158H27ZM60 159H61V158H60ZM65 159H66V157H65ZM95 159H97V158H95ZM130 159H131V158H130ZM134 159H135V158H133V160H134ZM234 159H235V158H234ZM1 160H2V159H1ZM1 160H0V161H1ZM3 160H5V159H3ZM14 160H15V158H14ZM36 160H38V159H36ZM48 160H49V159H48ZM48 160H47V161H48ZM58 160H57V162H58ZM74 160H76V159H74ZM81 160H82V159H81ZM126 160H129V159L127 158ZM140 160H142V158H141ZM145 160L149 161L148 159H145ZM235 160H236V159H235ZM12 161H13V160H12ZM54 161H55V160H54ZM136 161H137V160H136ZM171 161H172V160H171ZM15 162H16V161H15ZM17 162H19V160H18ZM23 162H25V161H23ZM50 162H51V161H50ZM75 162H76V161H75ZM130 162H131V161L129 160V163H130ZM192 162H193V161H192ZM192 162H191V163H192ZM195 162H196V160H195ZM195 162H194V163H195ZM207 162H208V161H207ZM216 162H217V161H216ZM3 163L6 164V161H5V162L3 161ZM87 163H88V162H87ZM131 163H132V162H131ZM144 163H146V162H144ZM194 163H192V164H194ZM10 164H11V163H10ZM28 164H29V163H28ZM57 164H58V163H56V165H57ZM59 164H60V163H59ZM85 164H86V163H85ZM92 164H93L92 166H94V165H95V162H93ZM133 164H134V163H133ZM137 164H138V163H137ZM137 164H136V165H137ZM149 164H150V162H149ZM149 164H148V165H149ZM178 164H179V163H178ZM195 164H196V163H195ZM231 164H232V163H231ZM236 164H237V163H236ZM31 165H32V164H31ZM80 165H82V164H80ZM80 165H79V166H80ZM87 165H88V164H87ZM136 165H135V166H136ZM139 165H140V163H139ZM143 165H144V164H143ZM146 165H147V164H146ZM146 165H145V166H146ZM209 165H210V163H209ZM214 165H215V164H214ZM16 166H17V165H16ZM90 166H91V165H90ZM95 166H96V165H95ZM104 166H105V165H104ZM137 166H138V165H137ZM141 166H142V165H141ZM229 166H230V165H229ZM239 166H240V165H239ZM10 167H11V169H12V166H10ZM18 167H19V166H18ZM20 167H21V166H20ZM56 167H57V166H56ZM56 167H55V168H56ZM76 167H77V166H76ZM82 167H83V166H82ZM87 167H88V166H87ZM225 167H226V166H225ZM225 167H223V168L225 169ZM13 168H14V167H13ZM84 168H85V167H84ZM93 168L95 169L96 167H93ZM104 168H105V167H103V169H104ZM150 168H151V166H150ZM186 168H187V167H186ZM6 169H7V168H6ZM9 169H10V168H9ZM11 169H10V170H11ZM17 169H18V168H17ZM22 169H25V168L22 167ZM38 169H39V168H38ZM41 169H42V168H41ZM106 169H108V167H107ZM109 169H110V167H109ZM203 169H204V167L202 168V170H203ZM224 169H221V170H224ZM0 170H2V169L0 168ZM10 170H9V171H10ZM14 170H15V169H14ZM39 170H40V169H39ZM56 170H57V169H56ZM58 170H59V168H58ZM190 170H191V169H190ZM200 170H201V169H200ZM225 170H226V169H225ZM225 170H224V171H225ZM104 171H105V170H104ZM13 172H15V171H13ZM52 172H53V171H52ZM54 172H55V171H54ZM58 172L60 173V170H59ZM58 172H56V174H57ZM193 172H194V171H193ZM222 172H223V171H221L220 173H222ZM24 173H25V172H24ZM80 173H81V172H80ZM102 173H103V172H102ZM113 173H114V172H113ZM183 173H186V172L184 171ZM191 173H192V171H191ZM243 173H244V172H243ZM12 174H13V173H12ZM27 174H28V172H27ZM180 174H182V173L180 172ZM223 174H224V173H223ZM6 175L8 176L9 174H6ZM14 175H15V173H14ZM14 175H13V178H14ZM25 175H26V173H25ZM111 175H112L111 177H113V174H111ZM10 176H11V174H10ZM10 176H9V177H10ZM28 176H29V175H27V177H28ZM39 176H40V175H39ZM236 176H237V175L235 174V177H234V178H236ZM27 177H26V178H27ZM45 177H46V176H45ZM120 177H121V176H120ZM226 177H227V176H226ZM167 178H168V177H167ZM32 179H33V178H32ZM38 179H39V178H38ZM43 179H44V178H43ZM73 179H74V178H73ZM101 179H102V178H101ZM210 179H211V178H210ZM39 180H40V179H39ZM102 180H103V179H102ZM112 180H113V179H112ZM248 180H249V179H248ZM21 181H22V180H21ZM105 181H106V178H105ZM120 181H122V180H120ZM196 181H198V180H196ZM210 181H211V180H210ZM210 181H209V182H210ZM46 182H47V181H46ZM209 182H208V183H209ZM211 182H212V181H211ZM218 182H219V181H218ZM220 182H222V181H220ZM236 182H240V181L237 180V178H236ZM51 183H52V181H51ZM106 183H107V182H106ZM144 183H145V182H144ZM132 184H133V183H132ZM186 184H187V183H186ZM22 185H23V184H21V186H22ZM39 185H40V184H39ZM41 185H42V184H41ZM44 185H45V184H44ZM107 185H108V184H107ZM183 185H184V184H183ZM218 185H219V184H218ZM229 185H230V184H229ZM240 185H241V184H240ZM179 186H180V185H179ZM15 187H16V186H15ZM174 187H175V186H174ZM174 187H173V188H174ZM204 187H205V186H204ZM204 187H203V188H204ZM219 187H220V186H219ZM242 187H244V186H242ZM28 188H29V187H28ZM179 188H180V187H179ZM207 188H208V187H207ZM262 188H263V186H262ZM88 189H89V188H88ZM174 189H175V188H174ZM4 190H5V188H4ZM24 190H25L24 193L28 192V190H27V191H26V189H24ZM29 190H30V189H29ZM176 190H177V188H176ZM14 191H15V190H14ZM14 191H13V193H14ZM50 191H52V190H49V191L46 190V192H49V193H50ZM105 191H106V190H105ZM6 192H7V191H6ZM10 192H11V191H10ZM190 192H191V191H190ZM209 192H210V190H209ZM51 193H52V192H51ZM239 193H240V192H239ZM246 193H247V192H246ZM2 194H3V192H2ZM27 194H28V193H27ZM57 194H58V192H57ZM119 194H120V193H119ZM190 194H191V193H190ZM197 194H198V193H197ZM207 194H208V193H207ZM207 194H205V195L207 196ZM12 195H13V194H12ZM63 195H64V194H63ZM215 195H216V194H215ZM14 196H15V195H14ZM14 196H11V194H10V195L7 194L6 196H4V197L2 198V200L0 201V212H1L2 210H4V209H5V210L9 209L10 206H11V205H10L11 203H15V202L18 201L17 198H15ZM182 196H183V195H182ZM184 196H185V194H184ZM190 196H191V195H190ZM213 196H214V194H213ZM213 196H211V197H213ZM18 197H19V196H18ZM180 197H181V196H180ZM186 197H187V196H186ZM25 198H26V196H25ZM218 198L220 199V197H218ZM21 199H23V198H21ZM50 199H51V198H50ZM116 199H118V198H116ZM188 199H189V197H188ZM191 199H192V198H191ZM89 200H90V199H88V201H89ZM164 200H165V199H164ZM167 200H168V199H167ZM167 200H165V201H167ZM215 200H216V198H215ZM21 201H22V200H21ZM132 201H133V199H132ZM217 201H218V200H217ZM220 201H221V200H220ZM241 201H243V200L241 199L240 202H241ZM89 202H90V201H89ZM177 202H179V201H177ZM207 202H208V201H207ZM240 202H239V203H240ZM144 203H145V202H144ZM205 203H206V202H204L203 204H205ZM253 203H254V202H253ZM120 204H121V203H120ZM169 204H170V203H169ZM178 204H179V203H178ZM178 204H175V207H176ZM208 204H211V202L208 203ZM227 204H228V203H227ZM251 204H252V203H249V205H251ZM83 205H84V204H83ZM109 205H110V204H109ZM194 205H195V204H194ZM218 205H219V204H218ZM239 205H240V204H239ZM249 205H248V206H249ZM253 205H254V204H253ZM84 206H85V205H84ZM188 206H189V205H188ZM203 206H204V205H203ZM213 206H214V204H213ZM11 207H12V206H11ZM21 207H23V206H21ZM101 207H102V206H101ZM145 207H146V206H145ZM197 207H198V205H197ZM206 207H207V206H206ZM146 208H147V207H146ZM247 208H248V207H247ZM259 208H260V207H259ZM65 209H66V208H65ZM68 209H69V208H68ZM70 209H71V208H70ZM178 209H179V207H178ZM215 209H216V208H215ZM215 209H213V211H214ZM248 209H249V208H248ZM252 209H253V208H251V210H252ZM17 210H18V209H17ZM87 210H88V209L86 208L85 211H87ZM101 210H102V209H101ZM116 210L119 211L118 209H116ZM204 210H205V209H204ZM219 210L221 211V209H219ZM224 210H225V209H224ZM224 210H222L221 212H223ZM253 210H254V209H253ZM7 211H8V210H7ZM24 211H25V210H24ZM69 211H70V210H68V212H69ZM103 211H104V209H103ZM122 211H123V210H122ZM220 211H219V212H220ZM225 211H226V210H225ZM248 211H249V210H248ZM258 211H260V210H258ZM5 212H6V211H5ZM28 212H29V211H28ZM54 212H56V211H54ZM94 212H95V211H94ZM98 212H99V211H98ZM185 212H186V211H185ZM196 212H197V211H196ZM208 212H209V211H208ZM221 212H220V213H221ZM21 213H22V212H21ZM24 213H25V212H24ZM116 213H117V212H116ZM123 213H124V212H123ZM213 213H214V212H213ZM224 213H225V212H224ZM28 214H29V213H28ZM55 214H56V213H55ZM58 214H59V213H58ZM58 214H56V215L58 216ZM77 214H78V213H77ZM96 214H97V213H96ZM117 214H119V213H117ZM120 214H121V213H120ZM120 214H119V215H120ZM221 214H222V213H221ZM252 214H253V213H252ZM20 215H21V214H20ZM52 215H53V214H52ZM104 215H105V214H104ZM185 215H186V214H185ZM193 215H194V214H193ZM253 215H254V214H253ZM25 216H26V215H25ZM54 216H55V215H54ZM54 216H53V217H54ZM57 216H55V217H57ZM86 216H87V214H86ZM113 216H114V215H113ZM182 216H183V218H185V217H186V218L189 217V216H187V215L184 216V214H183ZM191 216H192V215H191ZM194 216H195V215H194ZM0 217H2V216H0ZM38 217H40V216H38ZM38 217H37V218H38ZM45 217H46V216H45ZM58 217H60V216H58ZM117 217H118V215H117ZM119 217H120V216H119ZM119 217H118V218H119ZM124 217H125V215H124ZM232 217H233V215H232ZM253 217H254V216H253ZM26 218H27V217H26ZM34 218H36V217H34ZM110 218H111V216H110ZM118 218H117V219H118ZM181 218H182V217H181ZM186 218H185L184 221H182L183 223H182V222L180 223V225H184V223H185V221H186ZM195 218H196V217H195ZM195 218H194V219H195ZM222 218H223V217H222ZM246 218H247V217H246ZM254 218H255V217H254ZM21 219H22V218H21ZM30 219H31V218H30ZM189 219L191 220V217H190ZM189 219H188V220H189ZM262 219H263V217H262ZM262 219H261V220H262ZM4 220H5V217H4ZM32 220H33V219H32ZM38 220H39V219H38ZM133 220H134V219H133ZM190 220H189V222H191ZM253 220H254V219H253ZM259 220H260V219H259ZM24 221H26V220H24ZM27 221H29V220H27ZM33 221H34V220H33ZM52 221H53V220H52ZM98 221H99V220H98ZM175 221H176V220H175ZM222 221H224V220H222ZM222 221H221V223H223ZM38 222H39V221H38ZM59 222H60V221H59ZM122 222H123V220H122ZM193 222H194V221H193ZM212 222H214V221L212 220ZM253 222H254V221H253ZM257 222H258V221H257ZM257 222H256V223H257ZM29 223H30V221H29ZM195 223H198V221L195 222ZM195 223H194V224H195ZM221 223H220V224H221ZM224 223H225V222H224ZM256 223H255V224H256ZM260 223H261V222H260ZM263 223H264V222H263ZM5 224H6V223H5ZM20 224L22 225V223H20ZM32 224H33V223H32ZM38 224L41 225V222H39ZM125 224H126V223H125ZM132 224H133V223H132ZM218 224H219V223H218ZM218 224L216 223V225H218ZM225 224L227 225V223H225ZM258 224H259V222H258ZM33 225H35V224H33ZM48 225H50V224H48ZM52 225H53V224H52ZM221 225H222V224H221ZM228 225H229V224H228ZM228 225H227V226H228ZM259 225H260V224H259ZM103 226H104V225H103ZM123 226H124V224H123ZM126 226H127V225H126ZM223 226H224V225H223ZM232 226H233V225H232ZM257 226H258V225H257ZM100 227H101V226H100ZM177 227H178V226H177ZM186 227H187V226H186ZM210 227H211V226H210ZM126 228H127V227H126ZM202 228H203V227H202ZM5 229H6V228H5ZM185 229H187V228H185ZM204 229H205V228H204ZM1 230H2V229H1ZM3 230H4V229H3ZM129 230H130V229H129ZM205 230H206V229H205ZM4 231H5V230H4ZM34 231H35V230H34ZM142 231H143V230H142ZM254 231H255V230H254ZM233 232H234V230H233ZM1 233H2V231H1ZM3 233H4V232H3ZM139 233H140V235H141V232H139ZM220 233H221V232H220ZM229 233H230V232H228V236H229ZM5 234H6V233H5ZM106 234H107V233H106ZM106 234H105V235H106ZM113 234H114V233H113ZM132 234H133V233H132ZM144 234H145V233H144ZM230 234H231V233H230ZM7 235H8V234H7ZM7 235H6V236H7ZM14 235H15V234H14ZM105 235H104V236H105ZM142 235H143V234H142ZM145 235H146V234H145ZM192 235H193V234H192ZM247 235H248V234H247ZM132 236H133V235H132ZM142 237H143V236H142ZM192 237H194V236H192ZM230 237H231V236H230ZM230 237H229V241H230V240H233V239H230ZM9 238H10V237H9ZM11 238H13V237H11ZM15 238H16V237H15ZM140 238H141V237H140ZM140 238H139V240H140ZM146 238L148 239L147 236H146ZM239 238H240V237H239ZM239 238H238V240H239ZM241 238H242V236H241ZM244 238H245V237H244ZM16 239H17V238H16ZM143 239H144V238H143ZM223 239H224V238H223ZM227 239H228V238H227ZM262 239H263V238H262ZM262 239H261V240H262ZM195 240H197V239H195ZM14 241H16V240H14ZM145 241H146V240H145ZM223 241H224V240H223ZM229 241H228V242H229ZM244 241H245V240H244ZM248 241H249V240L247 239V243H248ZM254 241H255V240H254ZM117 242H119V241H117ZM194 242H195V241H194ZM196 242H197V241H196ZM230 242H231V241H230ZM230 242H229V243H230ZM263 242H264V241H263ZM263 242H261V243H263ZM0 243H1V242H0ZM225 243H227V242L225 241ZM229 243H228V244H229ZM18 244H19V243H18ZM18 244H17V245H18ZM146 244H148V242H147ZM230 244H231V243H230ZM232 244H233V241H232ZM238 244H239V243H238ZM238 244H237V245H238ZM252 244H255V242L252 243ZM1 245H2V244H1ZM15 245H16V244H15ZM15 245H14V246H15ZM67 245H68V244H67ZM148 245H149V244H148ZM244 245H245V243H244ZM263 245H264V244H263ZM2 246H3V245H2ZM247 246H249V244H247ZM251 246H253V245H251ZM254 246H255V245H254ZM258 246H259V245H258ZM258 246H257V247H258ZM260 246H261V245H260ZM238 247H240V246H238ZM257 247H256V248H257ZM236 248H237V247H236ZM259 249H260V248H259ZM259 249H258V250H259ZM261 249H262V248H261ZM227 250H228V249H227ZM238 250H240V249L238 248ZM246 250H248V249H246ZM246 250H245V251H246ZM256 250H257V249H256ZM46 251H47V249H46ZM49 251H52V250L50 249ZM116 251H118V250H116ZM121 251H122V250H121ZM121 251H120V253H121ZM123 251H124V250H123ZM123 251H122V252H123ZM259 251H261V250H259ZM8 252H9V251H8ZM19 252H20V250H19ZM21 252H22V251H21ZM126 252H127V251H126ZM133 252H134V251H133ZM263 252H264V250H263ZM123 253H124V252H123ZM220 253H221V252H220ZM245 253H246V252H245ZM217 254H218V253H217ZM263 254H264V253H263ZM263 254H262V255H263ZM24 255H26V254L24 253ZM43 255H44V254H43ZM53 255H54V254H53ZM129 255H130V254H129ZM92 257H93V256H92ZM261 257H262V256H261ZM1 258H2V257H1ZM72 258H73V257H72ZM88 258H89V257H88ZM112 258H113V257H112ZM263 258H264V256H263ZM86 259H87V258H86ZM90 259H91V258H90ZM32 260H34V259H32ZM91 260H92V259H91ZM138 260H139V259H138ZM14 261H15V260H14ZM71 261H73V259H72ZM263 261H264V260H263ZM89 262L94 263L93 261H90V260H89ZM102 262H103V261H102ZM188 262H190V260H189ZM188 262H187V260H186V263H188ZM254 262H255V261H254ZM43 263H44V262H43ZM120 263L122 264V262H120ZM142 263H143V262H142ZM142 263H141V264H142ZM190 263H192V262H190ZM190 263H189V264H190ZM255 263H256V262H255ZM135 264H136V262H135ZM159 264H160V263H159ZM162 264H163V263H162Z\"/></svg>","mask_w":264,"mask_h":264}]
</instances>
